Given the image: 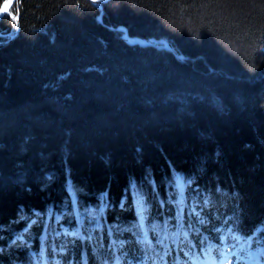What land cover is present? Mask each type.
Wrapping results in <instances>:
<instances>
[{
  "label": "trees",
  "instance_id": "16d2710c",
  "mask_svg": "<svg viewBox=\"0 0 264 264\" xmlns=\"http://www.w3.org/2000/svg\"><path fill=\"white\" fill-rule=\"evenodd\" d=\"M232 232L264 252V0H18L0 264H177Z\"/></svg>",
  "mask_w": 264,
  "mask_h": 264
},
{
  "label": "rangeland",
  "instance_id": "374dc122",
  "mask_svg": "<svg viewBox=\"0 0 264 264\" xmlns=\"http://www.w3.org/2000/svg\"><path fill=\"white\" fill-rule=\"evenodd\" d=\"M156 42V41H155ZM62 232L75 235L76 231L69 230L63 225ZM262 247L251 240H245L237 233H223L213 246L200 250L201 256L195 259L187 249L178 257L177 264H264ZM143 260H127L124 264H146ZM117 264V262H116ZM119 264H123L119 262Z\"/></svg>",
  "mask_w": 264,
  "mask_h": 264
},
{
  "label": "water",
  "instance_id": "95a60500",
  "mask_svg": "<svg viewBox=\"0 0 264 264\" xmlns=\"http://www.w3.org/2000/svg\"><path fill=\"white\" fill-rule=\"evenodd\" d=\"M18 0H5L1 6H0V21L11 11V9L13 8V6L15 5V3ZM90 3H92L93 5H96L98 7H103L104 5L108 4L109 2H111L112 0H99L98 3H93V0H87ZM5 5L8 6L7 10H5ZM131 44H140V45H152V46H156L158 48H165L168 50H171L175 53V55L179 58V59H185V56L183 55H179L174 48L172 47L171 43L168 41H158V42H154L152 39L151 40H141L139 38L137 39H131L130 40ZM168 45V46H167Z\"/></svg>",
  "mask_w": 264,
  "mask_h": 264
},
{
  "label": "snow or ice",
  "instance_id": "6c2138e0",
  "mask_svg": "<svg viewBox=\"0 0 264 264\" xmlns=\"http://www.w3.org/2000/svg\"><path fill=\"white\" fill-rule=\"evenodd\" d=\"M98 2L99 0H93V3H98ZM7 8L8 6L5 5V10H7ZM13 20H15V17H13ZM167 255H168V251L165 250L163 254H158V259H152L151 257H147L146 261L152 260V264H167V260H166ZM104 264H107V262H104ZM117 264H119V261H117Z\"/></svg>",
  "mask_w": 264,
  "mask_h": 264
},
{
  "label": "bare ground",
  "instance_id": "6f19581e",
  "mask_svg": "<svg viewBox=\"0 0 264 264\" xmlns=\"http://www.w3.org/2000/svg\"><path fill=\"white\" fill-rule=\"evenodd\" d=\"M122 29V28H121ZM125 29V28H124ZM125 38H127V37H125ZM130 39V38H129ZM135 39V38H134ZM131 40V39H130ZM130 40H128L129 42H130ZM154 41V40H153ZM160 41H168V40H160ZM155 42V41H154ZM156 42H158V41H156ZM169 42V41H168ZM131 44V43H130ZM172 45V44H171ZM168 46V45H167ZM173 47V46H172ZM174 48V47H173Z\"/></svg>",
  "mask_w": 264,
  "mask_h": 264
}]
</instances>
